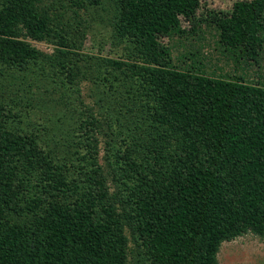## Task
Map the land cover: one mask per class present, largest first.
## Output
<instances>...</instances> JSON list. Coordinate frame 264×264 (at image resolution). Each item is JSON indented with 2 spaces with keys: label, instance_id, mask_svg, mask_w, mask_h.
<instances>
[{
  "label": "trees",
  "instance_id": "1",
  "mask_svg": "<svg viewBox=\"0 0 264 264\" xmlns=\"http://www.w3.org/2000/svg\"><path fill=\"white\" fill-rule=\"evenodd\" d=\"M60 1L110 8L125 59L86 65L53 4L0 0V264H219L264 237V0Z\"/></svg>",
  "mask_w": 264,
  "mask_h": 264
},
{
  "label": "rangeland",
  "instance_id": "2",
  "mask_svg": "<svg viewBox=\"0 0 264 264\" xmlns=\"http://www.w3.org/2000/svg\"><path fill=\"white\" fill-rule=\"evenodd\" d=\"M66 1L60 0H43L45 4H53L56 7V12L60 15V21L64 24V27L73 34L76 38V44L78 45V52L82 57V62L86 65L92 64V62L105 61L107 59L122 58L125 55L122 45L118 44L113 35L112 27V14L111 9L101 8H89L87 10L79 9L78 14L72 11L73 8L64 6ZM203 9L208 10H227L230 8L233 0H200ZM28 41L36 48L46 52L52 53L54 51L55 44L47 40L38 41L28 39ZM164 42L169 43V39L165 38ZM96 73L98 70L94 68ZM102 70V68H101ZM90 81V79H84L80 83L81 97L89 104H93L97 101V87ZM32 88V87H31ZM30 93L35 96L36 89L32 88ZM11 97L12 94H4ZM27 95V94H26ZM51 96V95H50ZM58 94H55V98ZM48 98V96H44ZM27 97L23 98L24 100ZM38 95L36 93V99ZM35 100V99H34ZM49 116V113L45 112H32L28 117H24L23 128L33 130L35 126L32 124L42 125L44 119ZM33 128V129H32ZM34 131V130H33ZM40 138H49V132L40 126L37 130ZM51 146L53 145L50 142ZM219 264H264V237H260L251 232L238 236L230 241H224L221 243L219 252L217 254ZM136 264V257L133 253L130 254V263Z\"/></svg>",
  "mask_w": 264,
  "mask_h": 264
}]
</instances>
